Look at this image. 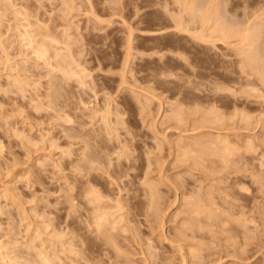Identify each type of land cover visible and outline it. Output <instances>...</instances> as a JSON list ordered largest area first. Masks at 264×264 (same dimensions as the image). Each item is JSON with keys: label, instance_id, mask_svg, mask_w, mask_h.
Listing matches in <instances>:
<instances>
[{"label": "rangeland", "instance_id": "374dc122", "mask_svg": "<svg viewBox=\"0 0 264 264\" xmlns=\"http://www.w3.org/2000/svg\"><path fill=\"white\" fill-rule=\"evenodd\" d=\"M4 4L0 264H264V0Z\"/></svg>", "mask_w": 264, "mask_h": 264}, {"label": "bare ground", "instance_id": "6f19581e", "mask_svg": "<svg viewBox=\"0 0 264 264\" xmlns=\"http://www.w3.org/2000/svg\"><path fill=\"white\" fill-rule=\"evenodd\" d=\"M89 1H90V0H89ZM5 3H6V2H5ZM11 4H12V3H11ZM11 4H10V5H11ZM2 5H3V4H2ZM2 5H0V12H2V14L0 15V17L3 15V13H5V12L7 13V11H9L10 8H11L10 6H7L8 4H4L5 7L2 6ZM1 6H2V7H1ZM8 7H9V10H8ZM93 10H94V9H93ZM91 11H92V10H91ZM210 12H211V11H210ZM6 13H5V14H6ZM208 13H209V12H207V14H208ZM92 14H93V13H92ZM196 14H197V13H196ZM3 16H4V15H3ZM6 16H7V15H6ZM93 16H95V15H93ZM194 16H195V15H194ZM198 16H199V15H198ZM262 17H263V16H262ZM1 18H2V17H1ZM211 18H212V17H211ZM2 20H3V19H2ZM187 21H188V20H187ZM2 22H3V21H2ZM204 22H205V21H204ZM0 23H1V22H0ZM185 25H186V24H185ZM191 25H192V24H191ZM218 25H219V24H218ZM262 25H263V24H262ZM38 26H39V25H38ZM178 26H179V25H178ZM247 26H248V25H247ZM179 27H180V26H179ZM218 27H219V26H218ZM262 27H263V26H262ZM50 28H51V27H50ZM50 28H49V29H50ZM183 28H184V27H183ZM259 28H260V26H259ZM263 28H264V27H263ZM37 29H39V28H37ZM213 29H214V28H213ZM177 30H178V29H177ZM221 30H222V29H221ZM37 31H38V30H37ZM185 31H186V30H185ZM227 31H229V28H228ZM248 31H249V30H248ZM205 32H206V31H205ZM230 32H231V31H230ZM35 33H36V32H35ZM35 33H32V30H31V32H27V33H26L27 36H28V38H26V37H27L26 35H23V38H24L25 41H28V45H34V44H36V46H34L35 53L38 54V57H39V58H43V59H44V58H46L45 55H46L47 52H48V51L46 52L45 49H44V48L46 47V42H45V43H44L43 41L40 42L41 40H40V41H37V40H39V39H37V38L40 36V37L43 39V38L48 37V35H46V34L42 31V29H39V33H38L37 35H36ZM226 33H227V32H226ZM231 33H232V32H231ZM1 34H2V33H1ZM31 34H32V35H31ZM34 34H35L36 36H34ZM247 34H248V33H247ZM247 34L245 35V37L247 36ZM197 35H198V34H197ZM210 35H211V34H210ZM235 35H236V32H235ZM37 36H38V37H37ZM249 36H250V35H249ZM34 37H35V38H34ZM211 37H212V36H211ZM41 38H40V39H41ZM200 38H201V37H200ZM203 38H204V37H203ZM249 38H250V37H248V38L246 37L245 40H246V39H249ZM36 39H37V40H36ZM51 39H53V38H51ZM204 39H205V38H204ZM243 39H244V38H243ZM43 40H44V39H43ZM211 40H212V39H211ZM68 41H69V40H68ZM250 41H251V39H250ZM56 42H57V41H56ZM247 42H248V41H247ZM1 43H2V40H1ZM57 43H58V42H57ZM214 43H215V42H214ZM242 44H244V42H242ZM261 44H262V43H261ZM261 44H260V45H261ZM57 45H58V44H57ZM48 46H49V45H48ZM48 46H47V47H48ZM51 47H52V45H51ZM51 47H48V48H51ZM3 49H4V48H3ZM46 49H47V48H46ZM255 49H256V48H255ZM60 51H61V50H60ZM254 51H255V50H254ZM53 52H54V51H53ZM256 52H257V51H256ZM3 54H4V53H3ZM66 54H67V53H66ZM70 54L72 55V53H70ZM58 55H59V52H58ZM260 55H261V54H260ZM46 56H47V55H46ZM257 56H258V55H257ZM26 57H27V56H26ZM28 57H29V56H28ZM48 57H49V56H48ZM52 59H53V58H52ZM55 61H56V60H55ZM65 61H66V60H65ZM47 62H48V61H47ZM57 63H58V62H57ZM51 64H52V63H51ZM60 64H63V63H60ZM64 64H65V62H64ZM256 65H257V64H256ZM259 65H260V64H259ZM49 66H50V65H49ZM54 66H55V65H54ZM59 66H60V65H59ZM62 66H63V65H62ZM261 66H262V64H261ZM246 67H247V66H246ZM48 68H49V67H48ZM58 68H59V67H58ZM61 68H62V67H61ZM256 68H257V67H256ZM257 69H258V68H257ZM63 71L66 72L65 70H63ZM259 71H260V73H261L262 70H259ZM82 73H83V72H82ZM84 73H85V72H84ZM253 74H254V73H253ZM66 75H67V74H66ZM86 75H87V74H86ZM262 75H263V74H261L260 77H262ZM256 77H259V76L256 75ZM263 80H264V77H263ZM239 83H240V82H239ZM214 85H215V84H214ZM50 88H51V87H50ZM60 92H61V91H60ZM68 109H69V108H68ZM21 112H22V111H21ZM21 112H20V113H21ZM96 114H97V113H96ZM109 114H110V113H109ZM240 115H241V114H240ZM103 116H104V115H103ZM219 117H220V116H219ZM179 118H180V117H179ZM246 118H247V117H246ZM71 119H72V118H71ZM103 122H104V121H103ZM118 136H119V135H118ZM73 138H74V137H73ZM92 139H93V138H92ZM94 139H96V138H94ZM97 139H98V138H97ZM84 140H85V138H84ZM98 140H99V139H98ZM103 141H104V140H103ZM103 141H102V142H103ZM86 142H87V140H86ZM96 142H97V141H96ZM100 142H101V140H100ZM83 143H84V142H83ZM85 144H86V143H85ZM123 144H124V143H123ZM98 145H99V144H98ZM126 145H127V144H126ZM96 146H97V145H96ZM127 147H129V146H127ZM97 148H98V146H97ZM124 148H125V147H124ZM83 149H85V148H83ZM94 149H95V148H94ZM98 149H99V148H98ZM125 149H128V148H125ZM96 150H97V149H96ZM85 151H86V149H85ZM124 151H126V150H124ZM124 151H123V152H124ZM127 151H128V150H127ZM80 152H81V151H80ZM82 152H83V151H82ZM86 153H88V152H86ZM111 153H112V152H111ZM124 153H126V152H124ZM97 154H98V153H97ZM100 154H101V153H100ZM108 154H109V153H108ZM80 155H81V154H80ZM86 156L88 157V159H87L88 161H87L86 163L84 162V163L86 164V165L83 166V167H85L84 169H83L82 166L80 165L81 169H83V170L86 169L87 172H89V173H90L91 171H95V172H97V173H98V171H101V169L103 168V165H100V164H99V165L102 167L101 169H100V166H98L99 168H95V167H94V166H95L94 164L97 163L96 161L99 159V158H98V159L96 160V158L94 157V156H96V154H95L94 156L86 154ZM86 156H84V157H86ZM98 156H99V155H98ZM107 156H108V155H107ZM107 156H106V157H107ZM112 156H113V154H112ZM115 156H116V154H115ZM213 156H214V155H213ZM221 156H222V155H221ZM223 156H224V155H223ZM96 157H97V156H96ZM120 157H122V156H120ZM82 158H83V157H82ZM109 158H110V157H108V159H109ZM112 158H113V157H112ZM223 158H224V157H223ZM223 158H222V159H223ZM225 160H226V159H225ZM104 161H107V160L104 159ZM112 161H113V159H112ZM113 162H114V161H113ZM113 162H112V163H113ZM82 163H83V162H82ZM105 163H106V162H105ZM112 163H108V164H112ZM77 164H78V163H77ZM113 164H114V163H113ZM118 164H119V163H118ZM82 165H83V164H82ZM114 165H115V164H114ZM116 165H117V164H116ZM119 165H120V164H119ZM72 166H73V165H72ZM109 166H110V165H109ZM78 167H79V166H77V168H78ZM111 167H113V166L111 165ZM115 167H116V166H115ZM117 167H118V166H117ZM117 167H116V168H117ZM73 168H74V167H73ZM113 169H114V167H113ZM118 169H119V167H118ZM103 170H104V168H103ZM103 170H102V171H103ZM115 170H116V172L118 171L117 169H115ZM104 171H105V170H104ZM106 171H108V170H106ZM119 171H120V170H119ZM87 172H86V173H87ZM95 172L92 173V174L94 175ZM79 173H80V172H79ZM106 173H107V172H105L104 175H106ZM111 173H112V172H111ZM113 173H114V172H113ZM113 173H112V174H113ZM121 173H122V172H121ZM84 174H85V172H84ZM84 174H83V175H84ZM100 174H103V173L101 172ZM108 174H110V173H108ZM115 174H116V173H115ZM80 175H81V174H80ZM80 175H79V176H80ZM83 175H81V176H83ZM97 175H99V174H97ZM97 175L92 176L91 173H90V174H88V176H87V174H85L86 177L84 176V178H86V181L88 180L87 177L89 178V180L87 181L88 184H90V183H92V182L95 183V182H97V181H96V180H97V177H98ZM110 175H111V174H110ZM96 176H97V177H96ZM101 176H102V175H101ZM101 176L99 175V178H101ZM108 176H109V175H108ZM108 176H106V178H107ZM116 176H118V175H116ZM119 176H120V175H119ZM81 178H82V177H81ZM102 178H103V177H102ZM103 179H104V178H103ZM110 179H111V178H110ZM117 179H118V178H117ZM81 180H82V179H81ZM110 181H111V180H110ZM112 181H113V180H112ZM114 181H115V180H114ZM116 181H117V180H116ZM81 182H82V181H81ZM84 182H85V181H84ZM105 182H107L106 179H105ZM115 183H116V182H114V184H115ZM84 184H86V182H85ZM88 184H87V185H84L85 187H84V189H83V191L86 193V195H87L86 190H88V188H87L86 186L89 187ZM111 184L113 185V182H112V183H111V182L108 183V185H110V189H111V187H112ZM150 184H152V183H150ZM91 185H92V184H91ZM91 185H90V187L92 188L93 186H91ZM117 185H119V184H117ZM117 185H115V187H116ZM121 185H122V184H121ZM172 185H173V184H172ZM95 186H96V185H95ZM113 186H114V185H113ZM125 186H126V185H125ZM149 186L151 187V185H149ZM152 186H154V185H152ZM115 187H112V190H113V188H115ZM74 188H75V187H74ZM74 188H73V190H74ZM80 188L82 189V186H81ZM106 188H107V187H106ZM154 188H155V190H154L153 192H155V191L157 190L156 187H154ZM154 188H153V189H154ZM107 189H108V188H107ZM117 189H118V188H117ZM16 190H17V189H16ZM121 190H122V189H121ZM219 190H220V189H219ZM88 191H89V190H88ZM90 191H92V190H90ZM74 192H75V190H74ZM96 192H97V191H96ZM157 192H158V191H157ZM77 193H78V192H77ZM81 193H82V191H81ZM91 193H92V192H91ZM119 193H120V191H119ZM78 194H79V193H78ZM88 194H90V192H88ZM92 194H93V193H92ZM95 194H98V193H95ZM155 194H157V193H155ZM73 195H74V194H73ZM82 195H83V194H82ZM82 195H81V197H82ZM93 195H94V194H93ZM0 196H1V193H0ZM75 196H76V195H75ZM100 196H101V194H100ZM152 196L154 197V195H151V197H152ZM205 196H206V194H205ZM83 197H85V196L83 195ZM209 197H210V195H209ZM78 198H79V197H78ZM78 198H77V196H76V199H78ZM93 198H94V197H93ZM95 198H96V196H95ZM95 198H94V199H95ZM99 198H100V197L97 196L96 200L100 202V205L98 204V205H99L98 207L100 208L101 206H103L102 202L106 203L105 201H108V200H105V201H102V202H101V201H100L101 198H100V199H99ZM156 198H157V195H156ZM156 198H155V199H156ZM207 198H208V196H207ZM73 199H75V197H73ZM79 199H80V198H79ZM200 199H201V197H200ZM202 199H203V198H202ZM204 199H205V197H204ZM92 200H93V199H92ZM102 200H104V199H102ZM72 201H73V200H72ZM197 201H198V200H197ZM200 201H201V200H200ZM68 202H69V201H68ZM70 202H71V201H70ZM75 202H76V200L73 201V202H71V203L73 204V203H75ZM95 202H96V201L94 200V203H95ZM213 202H214V200H213ZM227 202H228V201H227ZM71 203H70V204H71ZM81 203H82V202H81ZM94 203H91V204H94ZM123 203H127V202H125V199H124V202H123ZM72 204H71V205H72ZM75 204H76V203H75ZM106 204H107V203H106ZM109 204H110V203H109ZM109 204H108V205H109ZM197 204H198V203H197ZM197 204H196V205H197ZM200 204H201V203H200ZM200 204H199V205H200ZM225 204H226V203H225ZM227 204H228V203H227ZM73 205H74V204H73ZM78 205H79V204H78ZM95 205H97V204H95ZM95 205H94V206H95ZM111 205H112V204H111ZM111 205H110V206H111ZM199 205H198V206H199ZM202 205L204 206V203H202ZM223 205H224V204H223ZM228 205H229V204H228ZM113 206H114V205H113ZM118 206H119V205H118ZM123 206H124V205H123ZM203 206H202V207H203ZM230 206H231V205H230ZM84 207H85V206H84ZM98 207H96V208H98ZM108 207H109V206H107V208H108ZM119 207H120V206H119ZM121 207H122V206H121ZM124 207H125V206H124ZM124 207H122V209H123ZM196 207H197V206H196ZM200 207H201V206H200ZM231 207H232V206H231ZM70 208H71V206H70ZM94 208H95V207H94ZM96 208H95V209H96ZM101 208H103V207H101ZM101 208L99 209L100 211H101V210H102V211L105 210V209H101ZM113 208H114V207H113ZM116 208H118V207H116ZM234 208H235V207H234ZM7 209H8V208H7ZM88 209H89V211H90V208H89V207H88ZM95 209H92V212H91V213H93V212H94L93 210H95ZM126 209H127V208H126ZM126 209H125L124 211H126ZM196 209H197V208H196ZM196 209H195V210H196ZM201 209H202V208H201ZM115 210H116V209H115ZM119 210H121V208H120ZM129 210H130V209H129ZM129 210H128V211H129ZM231 210H232V209H231ZM234 210H236V209H234ZM97 211H98V209H97ZM100 211H98L99 214L102 213V211H101V212H100ZM117 211H118V210H117ZM117 211H116V212H117ZM122 211H123V210H122ZM201 211H202V210H201ZM242 211H243V210H242ZM119 212H121V211H119ZM199 212H200V210H199ZM202 212L204 213V211H202ZM82 213H83V212H82ZM88 213H90V212H88ZM122 213H123V212H122ZM129 213H131V211H130ZM197 213H198V211H197ZM235 213H236V212H235ZM240 213H241V211H240ZM105 214H106V212H105ZM101 215H102V214H101ZM103 215H104V214H103ZM103 215L101 216V218L104 217L105 220H106V219L108 220L109 217H107V218L105 217L107 214H106L105 216H103ZM127 215H128V214H127ZM129 215H130V214H129ZM129 215H128V216H129ZM199 215H200V213H199ZM110 216H111V215H110ZM98 217H100V215H99ZM111 218H112V216H111ZM124 218H125V217H124ZM99 219H100V218H99ZM99 219H98V220H99ZM107 220H106V221H107ZM88 221H89V220H88ZM110 221H111V220H109V222H110ZM123 221H124V220H123ZM97 222H98V221H97ZM99 223H100V220H99ZM99 223H98V224H99ZM101 223H102V222H101ZM101 223H100V224H101ZM98 224H97L98 228H99V226H103V225H104V223H102V225H100V224L98 225ZM106 224H107V223H106ZM107 225H109V224H107ZM103 227H104V226H103ZM104 228H105V227H104ZM100 229H101V227L99 228V231H100ZM107 229H108V228H107ZM39 230H40V229H39ZM101 230H102V229H101ZM103 230H104V229H103ZM104 231H106V230H104ZM96 233H98V232H96ZM102 233H103V232H102ZM100 234H101V233H100ZM103 234H104V233H103ZM105 235H106V234H105ZM105 235H104V236H105ZM108 236H110V235H109V232H108ZM107 238H108V237H107ZM109 238H111V237H109ZM102 240H103V239H102ZM105 241H106V240H105ZM108 241H109V240H108ZM106 242H107V241H106ZM14 244H16V243H14ZM16 245H17V244H16ZM64 246H65V245H64ZM66 246H67V245H66ZM69 246H70V245H69ZM69 246H68V247H69ZM62 247H63V246H62ZM70 247H71V246H70ZM70 247H69V249H71ZM83 247H84V245H83ZM63 248H64V247H63ZM74 249H75V248H74ZM84 249H85V248H84ZM84 249H83V250H84ZM58 250H59V249H58ZM72 251H73V250H72ZM75 253H77V252H75ZM85 253H86V250H85ZM73 254H74V252H73ZM81 255H82V254H81ZM57 256H58V254H57ZM54 257H55V256H54ZM54 257H53V258H54ZM90 257H91V256H90ZM37 258H38V256H37ZM82 258H83V257H82ZM84 258H85V257H84ZM50 259H51V258H50ZM50 259H49V260H50ZM56 259H57V258H56ZM3 260H4V257L0 256V263H1ZM29 260H30V259H29ZM49 260H48V261H49ZM59 260H60V259H59ZM74 260H75V259H74ZM74 260H72V261H73V264H74ZM84 260H85V259H84ZM42 261H43V259H42ZM42 261L40 262L41 264H42V263H46V264L48 263V262H45L46 260H44V262H42ZM57 261H58V259H57ZM60 261H61V260H60ZM60 261H59V262H60ZM76 261H77V260H76ZM76 261H75V264H76ZM86 261H87V259H86ZM31 262H32V261H31ZM33 262H35V261H33ZM53 262H54V261H52V263H50V261H49L50 264H53ZM63 262H64L65 264L68 263L67 260H66L67 263L63 260V261H61V264H62ZM90 262H91V261H90ZM64 263H63V264H64ZM92 263H93V262H92ZM184 263H185V262H184ZM2 264H3V263H2Z\"/></svg>", "mask_w": 264, "mask_h": 264}]
</instances>
